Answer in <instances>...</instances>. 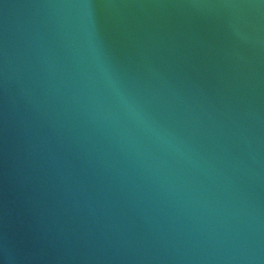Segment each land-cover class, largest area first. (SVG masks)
Returning <instances> with one entry per match:
<instances>
[{"label": "water", "instance_id": "obj_1", "mask_svg": "<svg viewBox=\"0 0 264 264\" xmlns=\"http://www.w3.org/2000/svg\"><path fill=\"white\" fill-rule=\"evenodd\" d=\"M0 264H264V0H0Z\"/></svg>", "mask_w": 264, "mask_h": 264}]
</instances>
